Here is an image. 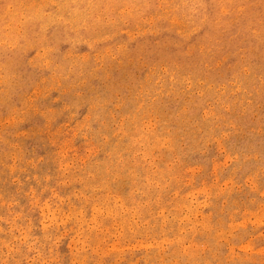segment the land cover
Masks as SVG:
<instances>
[{
  "label": "rangeland",
  "instance_id": "rangeland-1",
  "mask_svg": "<svg viewBox=\"0 0 264 264\" xmlns=\"http://www.w3.org/2000/svg\"><path fill=\"white\" fill-rule=\"evenodd\" d=\"M0 264H264V0H0Z\"/></svg>",
  "mask_w": 264,
  "mask_h": 264
}]
</instances>
